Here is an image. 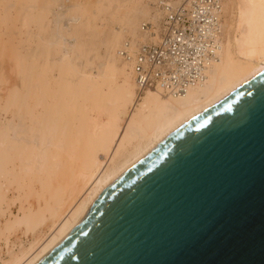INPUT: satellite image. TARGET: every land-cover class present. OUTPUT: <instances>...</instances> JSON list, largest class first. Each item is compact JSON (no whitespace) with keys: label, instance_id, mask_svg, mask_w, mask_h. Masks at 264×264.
Returning a JSON list of instances; mask_svg holds the SVG:
<instances>
[{"label":"bare ground","instance_id":"1","mask_svg":"<svg viewBox=\"0 0 264 264\" xmlns=\"http://www.w3.org/2000/svg\"><path fill=\"white\" fill-rule=\"evenodd\" d=\"M63 1L0 0V83L9 81L8 61L17 83L7 95L0 84V115L10 114L0 117V201L14 183L24 191L19 199L38 201L37 209L21 205L5 226L50 230L45 240L40 235L8 259L0 257V264L38 263L123 171L264 66V0H221L222 47L206 80L182 95L148 89L139 97L122 57L112 64L113 75L102 69L100 80L93 79L90 50L75 23L95 29L108 62L116 59L124 32L133 49L159 38V5L152 14L141 0H72L60 9ZM146 19L150 29L141 33Z\"/></svg>","mask_w":264,"mask_h":264},{"label":"water","instance_id":"2","mask_svg":"<svg viewBox=\"0 0 264 264\" xmlns=\"http://www.w3.org/2000/svg\"><path fill=\"white\" fill-rule=\"evenodd\" d=\"M36 264H264V66L123 171Z\"/></svg>","mask_w":264,"mask_h":264},{"label":"built area","instance_id":"3","mask_svg":"<svg viewBox=\"0 0 264 264\" xmlns=\"http://www.w3.org/2000/svg\"><path fill=\"white\" fill-rule=\"evenodd\" d=\"M159 38L132 48L125 40L118 55L133 64L140 97L146 90L178 96L202 84L207 70L219 59L223 40L224 11L221 0H191L173 4L161 0ZM148 31L150 24L143 23Z\"/></svg>","mask_w":264,"mask_h":264},{"label":"rangeland","instance_id":"4","mask_svg":"<svg viewBox=\"0 0 264 264\" xmlns=\"http://www.w3.org/2000/svg\"><path fill=\"white\" fill-rule=\"evenodd\" d=\"M63 1V0H62ZM67 3H66V2ZM69 1H70V3H71V1L72 0H64L63 2H61L62 4H63V6L61 7H59L60 9H63L64 8V6H66L67 4L69 5ZM80 1H83V2H87V0H80ZM89 1V0H88ZM91 1H93V3L95 4V0H90L89 2L90 3H92ZM136 1V0H135ZM159 1H161V0H141V4L143 5V6H145V8L146 9H148V10H150L151 12L152 11H154V8H157V6H158V4H159ZM168 1H172V2H178V1H181V0H168ZM145 4V5H144ZM148 7V8H147ZM58 8V9H59ZM152 8V9H151ZM152 14H153V12H152ZM151 15V14H150ZM49 17H50V19H52L53 18V16H52V13L51 14H49ZM67 22V21H66ZM102 22L101 21H98V25L99 26H103V23L101 24ZM142 24L143 23H149L148 22V20L146 19V20H143L142 22H141ZM67 24V23H66ZM160 24H161V18H160ZM75 25H76V27H75V29H77V35H78V37H79V40L81 41V42H83V44H86V46H87V48L90 50V53L88 54V57L90 56L91 57V62H90V66L92 67V70H91V72H92V77H93V79L94 80H96L98 77H99V79H97V80H100V76H99V72H101V70L102 69H108V70H110L111 69V66H112V64H114V65H116V64H118V62H116V60L120 57L119 55H118V49H119V47H121V45L123 44V42L125 41V40H130V41H132V36L128 33V32H126V34H125V32L123 33V37L120 39V43H121V45H119L120 43L118 42V46L116 45V59L114 60H111V61H106L105 59H104V57H103V55H104V52H105V47L100 43V38L101 37H98L97 35H96V31H95V29L92 27V28H87L85 25H80V24H78V23H75ZM141 27V26H140ZM140 29V28H139ZM81 30V31H80ZM140 32L141 33H144L143 32V29H140ZM125 34V35H124ZM48 35H50V32L48 33ZM105 36H106V33L104 34ZM69 39V41L72 43L73 42V38L72 39H70V38H68ZM148 39V38H147ZM122 41V42H121ZM132 43H133V41H132ZM118 47V48H117ZM96 51V52H95ZM121 59H123V58H121ZM11 61V60H10ZM123 62L121 63V61L119 62V64L121 65V66H124L126 69H127V71L128 72H130V79L132 80V82L134 83V85H136V82H135V77H134V72H133V68H131L132 66H131V64L130 63H128L126 60H122ZM9 62V61H8ZM8 62L7 63H5L4 64V68H5V71H4V69H3V73H5V72H8V73H6L5 74V76H6V78L7 79H9V81L8 82H10V83H8L7 81H6V85L5 84H3L2 82V84L5 86H3L2 87V84H1V89H4V90H2V91H5L6 92V90L8 91L9 90V88H10V90L11 89H14L16 86H17V83H16V79L13 77V73H12V71L13 70H11L12 69V63H11V65H9L8 64ZM12 62V61H11ZM106 62V64L107 65H105V66H102V63H105ZM123 63H125V64H123ZM101 65V66H100ZM6 66H9V67H6ZM11 68V69H10ZM6 69H7V71H6ZM9 69V70H8ZM10 71V72H9ZM55 73H56V71H55ZM98 73V74H97ZM110 73L112 74L113 72L110 70ZM111 74H109V75H111ZM1 75V74H0ZM94 75V76H93ZM113 75V74H112ZM12 76V77H11ZM118 76H119V74H118V72H116V73H114V76H113V82L115 81V80H117L118 81ZM1 77V76H0ZM9 77V78H8ZM12 78L14 79V80H12ZM117 81H115L116 83L115 84H113V86L114 85H116L117 84ZM12 82V83H11ZM8 83V84H7ZM15 86V87H14ZM12 87V88H11ZM137 86H135V88H136ZM0 89V90H1ZM6 89V90H5ZM136 91H137V88H136ZM6 95H7V92L5 93ZM2 104H4V102H2ZM5 116H8V117H10V114H5V113H2V115H0V117H1V119H3L4 120V118H5ZM4 117V118H3ZM18 183H14L13 185H10V187H9V191L7 192V196H6V199H5V201H0V230H1V232H0V234H2V232L4 233V234H2V236L0 235V257L1 258H3V259H8L9 258V255H10V253H13V252H17L18 250H20L21 249V246H30V243L31 242H33L35 239H37V238H39V236H40V238H41V240L43 241V240H45L46 238H47V236L49 235V233H50V230H49V227L47 226V225H44L45 226V228H40V229H38L37 230V232L34 234V233H32V232H26V229L25 228H19V227H17V229L15 228L14 230H13V228L12 229H10L9 228V230H7L8 228L5 226L6 225V222L8 221V220H12L13 219V216L14 215H18V214H20V208H21V205H24L25 207H29V206H31V207H33L34 209H37V207H38V201H37V198H32V197H29L27 200L26 199H24V198H22V199H19L18 197H19V195H23L24 196V191H20V189H19V184L17 185ZM36 188H37V190H40V189H38V188H40V186H38V184H36ZM12 193H11V192ZM21 192V193H20ZM11 196V197H10ZM23 196H21V197H23ZM33 199V200H32ZM35 199H36V201H35ZM7 201H8V203H7ZM29 201V202H28ZM23 202V203H22ZM31 202V203H30ZM41 202V204L44 206V199L43 200H41L40 201ZM4 203V204H3ZM11 203V204H10ZM29 204H31V205H29ZM34 206H33V205ZM28 205V206H27ZM36 206V207H35ZM12 211V212H11ZM2 222V223H1ZM2 226V227H1ZM5 226V227H4ZM48 228H47V227ZM3 227H4V229H3ZM45 229V230H44ZM6 230V231H5ZM44 231V232H43ZM42 232V233H41ZM38 234V235H37ZM17 241V242H16ZM11 252H10V251ZM9 251V252H8Z\"/></svg>","mask_w":264,"mask_h":264}]
</instances>
